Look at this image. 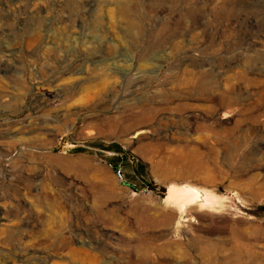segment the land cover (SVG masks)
Returning a JSON list of instances; mask_svg holds the SVG:
<instances>
[{"label": "rangeland", "instance_id": "374dc122", "mask_svg": "<svg viewBox=\"0 0 264 264\" xmlns=\"http://www.w3.org/2000/svg\"><path fill=\"white\" fill-rule=\"evenodd\" d=\"M0 264H264V0H0Z\"/></svg>", "mask_w": 264, "mask_h": 264}, {"label": "bare ground", "instance_id": "6f19581e", "mask_svg": "<svg viewBox=\"0 0 264 264\" xmlns=\"http://www.w3.org/2000/svg\"><path fill=\"white\" fill-rule=\"evenodd\" d=\"M172 190L176 195L175 200H167L164 202L166 207L177 212L179 220L183 219L184 214L191 216V218L196 217L200 219L205 211L210 213L214 211L216 213V209L221 203L215 194L208 189L182 185L175 186Z\"/></svg>", "mask_w": 264, "mask_h": 264}, {"label": "trees", "instance_id": "16d2710c", "mask_svg": "<svg viewBox=\"0 0 264 264\" xmlns=\"http://www.w3.org/2000/svg\"><path fill=\"white\" fill-rule=\"evenodd\" d=\"M92 148H95L98 150V155L101 157H104V153L109 152L117 155L116 157H110L105 158L113 168H115L117 171H119V174L121 176H125L124 167L126 166L125 158H120L121 155H123L124 150L122 146L116 142L109 143V144H102V143H91L89 145ZM88 150L82 147H77L71 150L70 153H87ZM134 191H139L140 189L136 186H133L131 183H127Z\"/></svg>", "mask_w": 264, "mask_h": 264}, {"label": "water", "instance_id": "95a60500", "mask_svg": "<svg viewBox=\"0 0 264 264\" xmlns=\"http://www.w3.org/2000/svg\"><path fill=\"white\" fill-rule=\"evenodd\" d=\"M173 187H175V186H173ZM173 187H170L169 189H168V199L169 200H175V193L173 192V190H172V188Z\"/></svg>", "mask_w": 264, "mask_h": 264}]
</instances>
